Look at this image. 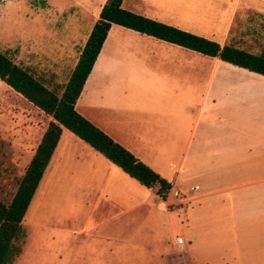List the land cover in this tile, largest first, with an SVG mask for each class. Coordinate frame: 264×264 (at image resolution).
Segmentation results:
<instances>
[{"label": "crops", "instance_id": "0c3cea01", "mask_svg": "<svg viewBox=\"0 0 264 264\" xmlns=\"http://www.w3.org/2000/svg\"><path fill=\"white\" fill-rule=\"evenodd\" d=\"M71 1L59 9L75 21L79 47L68 44L81 51L106 0ZM263 4L122 0L121 6L213 39L229 34L237 13H262ZM74 106L189 194L179 208L186 247L180 264H264L263 75L112 24ZM44 176L52 181L51 195L67 180L82 197L117 198L128 208L129 200L137 199L130 193L137 186L145 189L65 127ZM190 187H195L191 193ZM118 238L76 239L70 254L113 263L120 257Z\"/></svg>", "mask_w": 264, "mask_h": 264}, {"label": "rangeland", "instance_id": "374dc122", "mask_svg": "<svg viewBox=\"0 0 264 264\" xmlns=\"http://www.w3.org/2000/svg\"><path fill=\"white\" fill-rule=\"evenodd\" d=\"M71 3L0 0V51L58 94L81 52L74 38L75 21L59 9ZM211 38L252 52L264 51V10L237 13L227 36ZM49 120L0 80V201L11 200ZM62 182L66 186L53 187L57 195H51L52 181L47 176L41 179L23 219L22 252L13 264H97L88 262L83 252L70 254L76 251L75 240L117 239L118 234L120 257L113 263L108 259L107 264H180L186 247L177 249L173 237L181 236L184 211L168 207L154 194L155 188L137 186L130 193L137 199H130L128 208L117 198L82 197L68 185L71 181Z\"/></svg>", "mask_w": 264, "mask_h": 264}, {"label": "trees", "instance_id": "16d2710c", "mask_svg": "<svg viewBox=\"0 0 264 264\" xmlns=\"http://www.w3.org/2000/svg\"><path fill=\"white\" fill-rule=\"evenodd\" d=\"M121 4L122 0H106L60 94L0 51V80L50 117L11 200L8 203L0 201V264H13L22 252L26 238L23 219L57 145L62 127L141 186L155 188L154 194L161 201L166 200V193L173 185L75 109V102L112 24L208 57H216L264 76V51L252 52L230 43L220 44L210 38L127 10Z\"/></svg>", "mask_w": 264, "mask_h": 264}, {"label": "built area", "instance_id": "2783aa9c", "mask_svg": "<svg viewBox=\"0 0 264 264\" xmlns=\"http://www.w3.org/2000/svg\"><path fill=\"white\" fill-rule=\"evenodd\" d=\"M195 190V187H190V193ZM189 198V194H183L177 187L171 186L166 193L165 203L168 207L181 208ZM174 245L177 249L185 247V239L182 236H174Z\"/></svg>", "mask_w": 264, "mask_h": 264}]
</instances>
